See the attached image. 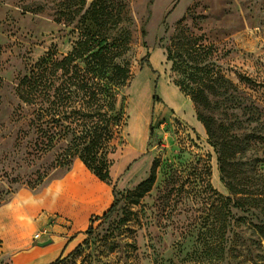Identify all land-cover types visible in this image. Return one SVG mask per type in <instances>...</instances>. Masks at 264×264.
<instances>
[{
  "label": "rangeland",
  "instance_id": "rangeland-1",
  "mask_svg": "<svg viewBox=\"0 0 264 264\" xmlns=\"http://www.w3.org/2000/svg\"><path fill=\"white\" fill-rule=\"evenodd\" d=\"M93 10L102 30L114 24L108 37L128 38L119 62L131 80L117 103L125 126L104 190L79 170L71 176L92 188V198L108 201L58 264H264V205L234 206L204 127L199 132L189 123L201 115L251 142L230 170L236 179H264V0H0V206L21 189L38 192L66 175L55 165L63 145L37 153L33 109L16 87L48 52L68 54L83 26L100 29L91 24ZM213 75L234 88H221L203 109L190 94ZM137 110L142 138L135 144L130 122ZM155 161L152 190L131 204L127 193ZM79 164L75 159L69 170ZM48 219L34 236L52 241L62 224L55 214Z\"/></svg>",
  "mask_w": 264,
  "mask_h": 264
},
{
  "label": "trees",
  "instance_id": "trees-1",
  "mask_svg": "<svg viewBox=\"0 0 264 264\" xmlns=\"http://www.w3.org/2000/svg\"><path fill=\"white\" fill-rule=\"evenodd\" d=\"M92 12L91 24L100 28L97 12ZM113 25L111 23L109 30L83 26L68 54L57 57L55 52H48L29 68L16 87L19 100L33 109L30 126L37 135V153L43 155L63 145L55 160L56 168L68 170L77 159L105 184L110 179L111 156L116 151L114 142L120 139L125 126V115L117 108L118 96L131 80L128 65L119 62L127 51L128 38L108 37L106 34ZM229 87L234 88L223 76H208L200 80V86L191 92L190 98L196 106L207 109L209 98L219 94L221 88L227 90ZM155 99L156 96L153 101ZM197 120L217 155L220 181L235 198L234 206L242 208L245 203L258 202L264 205V179H236L230 170L236 157L251 142L247 140L242 144L226 128H215L210 118L197 115ZM157 168L155 161L149 177L127 193L131 204L138 205L152 190ZM249 183L258 186L255 192H251ZM233 198L227 197L225 201L230 203ZM112 207L104 216L112 212Z\"/></svg>",
  "mask_w": 264,
  "mask_h": 264
},
{
  "label": "crops",
  "instance_id": "crops-1",
  "mask_svg": "<svg viewBox=\"0 0 264 264\" xmlns=\"http://www.w3.org/2000/svg\"><path fill=\"white\" fill-rule=\"evenodd\" d=\"M189 123L195 130H203L201 123L191 116ZM82 165L66 170V175L38 192L21 189L0 206V264H52L63 252L75 247L90 218L100 214L108 201L106 195L102 201L92 198L91 187L72 181L71 176L79 170L92 187L104 190L101 182L86 175ZM52 214L62 224L54 229L57 235L52 236V241L34 240L35 231L47 228L48 216ZM25 224H30V236L24 232ZM46 242V246H40Z\"/></svg>",
  "mask_w": 264,
  "mask_h": 264
},
{
  "label": "bare ground",
  "instance_id": "bare-ground-1",
  "mask_svg": "<svg viewBox=\"0 0 264 264\" xmlns=\"http://www.w3.org/2000/svg\"><path fill=\"white\" fill-rule=\"evenodd\" d=\"M131 138L132 141L137 144L140 142L142 138V129H141V122H140V114L139 111L134 112L131 118Z\"/></svg>",
  "mask_w": 264,
  "mask_h": 264
},
{
  "label": "built area",
  "instance_id": "built-area-1",
  "mask_svg": "<svg viewBox=\"0 0 264 264\" xmlns=\"http://www.w3.org/2000/svg\"><path fill=\"white\" fill-rule=\"evenodd\" d=\"M42 233H38L34 236V240H39L41 238Z\"/></svg>",
  "mask_w": 264,
  "mask_h": 264
},
{
  "label": "water",
  "instance_id": "water-1",
  "mask_svg": "<svg viewBox=\"0 0 264 264\" xmlns=\"http://www.w3.org/2000/svg\"><path fill=\"white\" fill-rule=\"evenodd\" d=\"M90 2H92L93 0H89ZM48 243H43V244H40V246H46Z\"/></svg>",
  "mask_w": 264,
  "mask_h": 264
}]
</instances>
